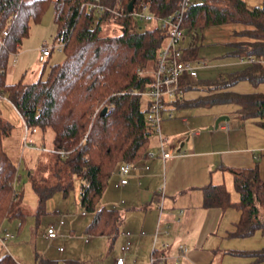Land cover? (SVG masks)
<instances>
[{
	"label": "trees",
	"instance_id": "trees-1",
	"mask_svg": "<svg viewBox=\"0 0 264 264\" xmlns=\"http://www.w3.org/2000/svg\"><path fill=\"white\" fill-rule=\"evenodd\" d=\"M90 1L0 0V33L8 32L6 38L0 39V95L14 106L29 128L38 129L39 145H46L48 133H53L51 151L39 152L36 172L26 168L38 197L37 216L45 214L48 199L58 192L69 194L79 179L80 205L93 215L86 234L106 237L114 244L125 214L98 204L121 162L140 163L149 156L155 133L146 119L150 102L138 93L152 83V72L166 33L156 26L145 28L136 21L128 13L131 0H104L109 8H124L126 15L118 20L109 13L97 19L86 10ZM141 1L148 2L158 17L171 15L178 5V0H136ZM51 5L57 27L54 45H63L64 62L50 66L46 78L42 75L35 82H26L24 74L19 81L9 84L10 56L20 51L30 36L32 24L40 23ZM231 24L251 27L239 35L253 40L234 45L236 51L232 56L257 61L239 72L207 82L208 95L193 101L182 98L174 106L232 105L242 119H256L264 129V94L228 91L243 81L255 88L264 84V65L258 61L264 59V2L261 8L249 9L245 0H194L183 23V28L192 34L184 58L199 59L206 29ZM106 25L119 28L121 33L105 34ZM182 80L186 92L193 89L187 75ZM104 108L107 113L102 116ZM13 129V124L0 113V233L6 223L22 222L26 217L21 207L23 189L18 185L23 175L4 148V141ZM61 151L67 156L62 157ZM228 171L238 200L233 201L226 185L209 184L202 188L203 206L222 211L236 208L240 212L231 238L244 239L258 231L264 233V181L260 163L251 169ZM232 254L264 262V248ZM0 264L21 263L7 253L0 258ZM39 264L61 263L46 259ZM63 264L82 263L69 260Z\"/></svg>",
	"mask_w": 264,
	"mask_h": 264
},
{
	"label": "crops",
	"instance_id": "crops-1",
	"mask_svg": "<svg viewBox=\"0 0 264 264\" xmlns=\"http://www.w3.org/2000/svg\"><path fill=\"white\" fill-rule=\"evenodd\" d=\"M245 2L249 9H254L261 8L264 0H245ZM250 29L252 28L246 25L231 24L211 27L204 31L201 47L224 46L226 53L222 56L232 60L227 67L229 71L225 74L221 73L220 76L239 72L251 65L247 60L232 56V53L236 51L234 45L253 41L239 35ZM191 36L192 34L188 35L185 47L188 46ZM19 53L20 51L17 53V59ZM239 60L241 62L237 63L236 61ZM11 61H13L12 55ZM202 62L206 63L200 58L194 61L198 68ZM262 64L264 65V62ZM11 71L12 69L7 72L9 84L17 82L10 74ZM202 82L198 74L197 83L192 85L193 89L186 92L184 101H193L208 95L207 83ZM228 91L240 94H264V84L255 88L251 83L243 81ZM3 101L8 100L0 95V104ZM176 109L209 112L212 121L206 124L205 131L214 126L220 116H229L230 120L221 123L218 130H213L207 135L200 133L192 139L187 137L192 123L184 115L181 117V122L185 131L181 127L175 129L172 121ZM0 113L2 114L1 110ZM164 118L169 120L165 123L167 131L175 132L176 135L174 141L176 144L173 143L169 148L174 152L181 144L178 151L181 155L177 157L174 155L164 161L157 150L152 151L153 158L148 157L140 163H135L137 169L133 171L129 185L122 187L128 197L125 205L127 202L130 203L127 207L129 213L128 217L126 216L127 224L124 229H121L123 243L126 242L123 233L131 232L133 243L131 254L136 255L133 257H138L140 264H151L152 257L160 259L162 256L166 259L163 264H174L178 258H180V264H264V262H257L253 257L232 254L233 251L251 252L263 249L264 233L258 231L254 236L244 239L229 237L235 231L240 212L236 208L226 211L205 208L202 190L209 184H224L230 191L233 201H237L238 194L235 187L234 192L230 190L234 183L228 169H251L257 162L260 163V175L264 181V129L258 125V120L242 119L232 105L196 109L174 106ZM226 126L230 128L228 132L225 131ZM182 144H184L183 147ZM186 146H189V150L184 152L183 149ZM169 160L172 161L168 166ZM146 165L150 167L149 170H145ZM115 174L114 172L113 175ZM140 210H144V213L130 215L137 214ZM8 231L4 226L0 236L4 237L5 232ZM142 232H145V235H141ZM181 245L186 248L184 253L179 251ZM3 255L2 253L0 258ZM126 264H132V258L127 260Z\"/></svg>",
	"mask_w": 264,
	"mask_h": 264
},
{
	"label": "rangeland",
	"instance_id": "rangeland-1",
	"mask_svg": "<svg viewBox=\"0 0 264 264\" xmlns=\"http://www.w3.org/2000/svg\"><path fill=\"white\" fill-rule=\"evenodd\" d=\"M143 26L145 28H153L155 24H144ZM114 31L117 34L121 33V30L117 27L105 26V34H113L115 33ZM56 33L57 27L54 23V10L51 5L44 14L42 21L37 24H32L30 36L24 40L17 62L13 63L11 61L9 63L8 71L12 69L10 74L15 77L16 81H19L23 77V74H25L26 82H35L42 75L46 78L50 66L64 62V53L57 50L58 45H54ZM45 46L53 48L54 50L52 57L48 58L46 63H42L39 61V56L41 49ZM200 49L199 58L202 61H206L205 64L202 62L200 68H198L199 78L203 81L202 83L212 81L214 78L220 76L221 73L224 72L223 74H225L229 71L227 67L232 60L229 57L222 56L226 53L224 52L226 50L224 46L216 45L208 48L201 47ZM236 62L239 63L241 60ZM0 110L2 117L14 126L11 136L4 141V148L12 160L18 165L19 172L23 175L18 185L19 189H23L21 207L26 215L22 222L15 220L5 224V228L7 227L8 232L12 233L13 238L5 239L4 243L0 242V255L2 253H8L21 264H39L40 261L46 259L57 261L61 264L69 260H77L82 264H113L122 255L121 248L125 244L121 239L122 235L120 233L117 240L112 244L106 237H94L86 234V228L91 223L93 215L88 213L80 205L79 179L75 181V187L69 194L66 195L63 192H58L48 199L45 206V214L41 217L37 216L39 206L38 197L33 191L31 182L27 177L26 168L30 167L33 172H36L38 154L41 150L23 148L26 125L10 102L3 101L0 104ZM174 111L175 114L172 123H174L175 129L181 127L185 131V127L181 122V117L184 115L192 123L190 131L188 132L200 131L201 135L211 133V131H205L206 124L212 121L209 112L205 110L188 111L186 109H182L181 111L176 109ZM164 117L163 121L166 119ZM166 122H169V120L166 119L165 122H162L161 137L165 140V147L169 148L176 140V135L175 132L170 133L167 131L165 127ZM33 137L39 145L41 135L37 134ZM52 138L53 133L49 132L46 137V145L40 144V149L45 148L51 150ZM159 146L160 135L154 133L151 137L150 152L153 153L152 151L156 152L157 150L159 152ZM180 147L181 144L174 151L176 157L179 155L178 151ZM183 150L187 152L189 146L184 147ZM171 161H167L168 166ZM41 175H39V179ZM119 180L116 174L112 176L99 201L98 207L116 208L120 210L125 214L126 222L129 215L127 207L130 203L127 202L125 205L128 197L124 193V188L116 187ZM230 190L234 192L233 184ZM57 212H60V215ZM83 212L86 213L85 216L82 214ZM141 213H144V210L130 215L136 216ZM61 218L64 220L65 225L58 228L59 237L51 241L47 238V230ZM125 222L122 229L127 224ZM86 240H89V242ZM60 248H63V251H60ZM133 256L136 255L130 252L126 259L129 260L132 258V264H140L138 257Z\"/></svg>",
	"mask_w": 264,
	"mask_h": 264
},
{
	"label": "built area",
	"instance_id": "built-area-1",
	"mask_svg": "<svg viewBox=\"0 0 264 264\" xmlns=\"http://www.w3.org/2000/svg\"><path fill=\"white\" fill-rule=\"evenodd\" d=\"M193 3L194 0H178V5L174 13L166 17L156 16L151 9V5L146 1H141L139 3L135 2L133 10L131 12L128 11V13L131 14V16L140 24H155L156 27L166 33L165 43L159 51L156 67L152 72V83L145 91L138 93L150 102L149 111L146 116L147 124L155 133L160 135L159 152L164 161L174 157V152L173 149L165 147V140L161 137L163 117L166 113L170 112V109L174 107V103L177 100L184 98L186 95V91L182 86L183 76L187 75L191 85L196 84L198 79V66L194 61H189L184 58L185 41L191 33L183 28V23L186 12ZM86 10L93 13L97 19L104 18L107 13L112 15L114 20L121 19L126 15L122 6L119 8H109L104 4V0L90 1L86 5ZM7 36V30L0 33V39H4ZM53 50V48L47 46L43 47L41 49L39 61L44 63L52 56ZM57 50L63 52V45H58ZM12 57L13 62L15 63L17 61V54H13ZM247 61L250 64H253L257 59L250 58ZM258 61L263 63L264 59H259ZM109 111H111V109H109ZM229 129L228 126L225 127L226 132H228ZM37 134V128H29L26 125L23 148L50 152L51 150L45 148L40 149L33 137ZM199 134V131H191L187 137L193 138L199 136ZM175 144L176 142H174V145ZM60 154L62 157L67 156L65 151H61ZM179 155H181L180 152ZM148 157L153 158L154 154L149 153ZM144 168L145 170L150 169L147 165ZM136 169V164L131 161L121 162L115 171L120 179L116 187L122 188L129 185L132 173ZM57 214L60 215V212H57ZM82 214L84 216L86 215L85 212ZM64 225L65 222L62 218L54 225H51L47 230V238L51 241L56 240L59 237L58 228H61ZM141 235H145V232H142ZM123 236L126 238V242L121 248L122 255L116 259L114 264H126V257L130 254L133 246L131 241L132 233L127 231L123 233ZM12 237L13 235L11 233L5 232L4 237L0 236V242L4 243L5 239H10ZM86 241L88 242L89 240ZM164 246L167 247V245ZM60 251H63V248H60ZM179 251L184 253L186 251L185 246L181 245ZM165 260L164 256L160 259L152 257L151 264H157L159 262V264H163ZM179 260L180 258H178L174 264H180Z\"/></svg>",
	"mask_w": 264,
	"mask_h": 264
},
{
	"label": "water",
	"instance_id": "water-1",
	"mask_svg": "<svg viewBox=\"0 0 264 264\" xmlns=\"http://www.w3.org/2000/svg\"><path fill=\"white\" fill-rule=\"evenodd\" d=\"M136 0H131L129 5H128V11L131 12L133 10L134 4H135ZM107 113V108H104L101 112V115H105ZM230 117L229 116H220L214 126L210 127L209 129H207L206 131H213V130H218L219 126L221 123L223 122H229ZM184 146V144H182V147Z\"/></svg>",
	"mask_w": 264,
	"mask_h": 264
}]
</instances>
